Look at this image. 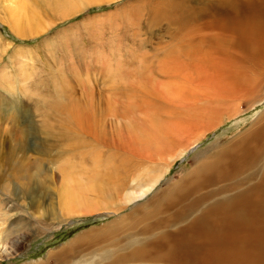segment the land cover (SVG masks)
I'll list each match as a JSON object with an SVG mask.
<instances>
[{
  "label": "rangeland",
  "instance_id": "1",
  "mask_svg": "<svg viewBox=\"0 0 264 264\" xmlns=\"http://www.w3.org/2000/svg\"><path fill=\"white\" fill-rule=\"evenodd\" d=\"M50 1L56 2L0 0V75L4 78L0 85V126L7 132L11 125H15L12 118L18 120L20 127L27 130L31 151L45 154L41 160L46 161L43 166H48L39 169L40 176H36L44 180L45 187L42 191L35 190L32 198L24 195L19 182L6 183L7 172L1 177L0 238L4 249H0L1 252L6 250L8 255L2 254L6 258L0 257V264H57L58 252L63 251L66 255L72 252L75 258L78 254L73 249L81 251L79 257H92L97 261L100 249L112 246L115 249L116 241L121 238L120 235V238L114 236L101 240L100 232L104 228L106 231V227L121 215L145 200L134 204L121 202L124 193L133 189L130 185L132 178L139 176L141 184L155 183L150 196L163 191L181 181L202 156L238 137L264 111V85L246 98L230 91L228 94L234 98L229 100L224 96V87L212 89L213 86L205 85L211 79L226 82L222 69H199V52L192 47L188 48V54L178 53L179 50L175 55L169 54L173 53L170 49L175 47L174 36L180 32V22L185 23L186 32L197 36L199 32L209 33V25L223 21V10L229 12V9L220 6L219 0H61L62 3L53 5ZM233 1L243 2H229ZM56 4L76 10L57 18L56 8L51 7ZM155 7L163 13L153 11ZM30 11L35 13L37 23H32L31 14L28 15ZM17 21L20 24L25 22L22 24V27L26 25L24 29L34 25L40 32L28 31L26 37L17 36L11 30ZM198 40L196 38L195 43L199 49ZM240 57L233 51L235 61H240ZM163 58L164 61L166 58L179 59L183 68L173 64L176 71L171 69L178 77L166 78L159 73ZM121 72L124 78L119 76ZM145 76L174 84L166 86L168 94L165 95L164 90L159 91L156 85L144 84L142 77ZM69 90L73 93L69 102L84 106L80 113L89 109L90 101L98 112H103L97 115V120H105L106 133L114 130V141L109 138L111 135H108L109 141L79 136L84 139H80L85 142L82 145L78 144L80 141L54 140L46 136L41 113L45 106L54 103L68 106L70 103L65 97ZM260 97L263 98L260 104L255 103ZM25 103L31 104L30 110L34 113H31V119L35 123L29 127L25 126L26 116L22 115ZM227 106L236 107L239 114L225 115L227 110L224 107ZM116 107L120 109H114ZM110 108L118 111L113 115L118 119L116 122L110 116ZM93 110L89 109L87 114L95 120ZM72 117L79 125L77 115L72 113ZM52 123L55 126L51 131L59 133V124ZM76 123L75 127L78 126ZM116 123L119 132H115ZM41 137L45 139L47 153L39 150L37 143ZM3 139L0 144L5 149ZM194 147V151L189 152ZM29 153L35 158L36 154ZM125 169L130 170L129 176ZM47 174H53V177L46 180ZM64 175L72 178L70 187L76 202L66 208L59 207L60 199L53 191L54 188H65ZM108 181L114 185L121 183L127 188L125 192L121 190L110 196L90 190L89 184L107 187ZM52 198L55 216L49 217L45 210ZM33 202L38 212H34ZM116 207L122 209L114 211ZM68 210L72 213L66 215ZM32 213L37 217L43 213L40 220L48 225H40ZM22 219L31 222L30 228L21 223ZM86 234H90L91 239L78 244V237ZM4 238H9L10 242L8 239L5 242ZM114 238L112 245L110 239ZM106 242L108 246L105 247Z\"/></svg>",
  "mask_w": 264,
  "mask_h": 264
},
{
  "label": "bare ground",
  "instance_id": "2",
  "mask_svg": "<svg viewBox=\"0 0 264 264\" xmlns=\"http://www.w3.org/2000/svg\"><path fill=\"white\" fill-rule=\"evenodd\" d=\"M229 1L225 0L223 3L219 0L220 6L229 9V12L223 8V13H225L221 17L223 21L212 26L209 25L207 27L209 33L201 34L199 32V35H193L194 33L190 31L186 32L184 30L185 23L180 22L181 25H178L180 32L174 36L175 47L170 49L173 53L169 54L175 55L178 50L180 51L178 53L188 54V48H194V51L199 52V69L210 68L217 71L222 69L227 80L226 82H217L211 79L212 81L208 80L205 85L209 88L213 86L212 89L224 87L223 91L226 92L224 96L233 100L234 97L230 95V91L240 98H246L256 89L263 88L264 85V0H243L241 3ZM50 2L51 4L62 3L61 0ZM74 5L78 4L75 3ZM51 7L56 8L57 18L58 16L69 15L76 10L73 7L65 8L61 4ZM153 11L163 13L158 7H155ZM165 11L169 12L170 10L166 9ZM29 14H31L30 19L33 20L32 23H37L34 19L35 13L30 11ZM23 23L25 24V22ZM13 24L14 30H11L15 31L17 36L26 37L28 31L31 33L40 32L39 28L34 25L32 28L24 29L26 25L22 27L19 21ZM195 36L199 38V49L198 44L195 43ZM167 50L169 51L168 48ZM233 51L241 56L240 61L233 59ZM165 56L167 57V54ZM162 62L158 70L166 78L177 76L171 70L174 69L173 64L179 65L180 69L183 68L177 58H166L165 61L163 58ZM78 65L81 67L80 63ZM76 70L78 71V69ZM73 71L75 72V70ZM85 72L88 73L87 70ZM122 72L119 76L124 78ZM179 72L181 71L179 70ZM181 76L183 77L184 73ZM142 79H144V84L156 85L159 91L164 90L163 94L165 95L168 94L166 86L174 84L172 81L160 82L149 78V76L142 77ZM3 81L4 78L0 75V85ZM172 88L169 90L172 91ZM228 92L230 93L228 94ZM90 94L92 93L90 92ZM72 96V91H67L65 101L69 102ZM262 100L263 98L260 97L254 102L260 104ZM90 102L91 104L88 106L89 109H94L93 115L96 118L93 119L95 120L90 119L87 114L89 109L86 107L84 112L80 113L84 106H80L76 102H69L68 106L65 103L45 106L41 113L44 118L43 125H41L47 130L46 136L54 140H74L72 142H75L80 141L79 136L84 139L90 137L94 140L109 141L108 135H111L109 138L114 141L116 133L114 130L110 133L105 132V120L102 121V118L97 120V115L103 112H98L95 104ZM132 105L134 106L133 103ZM30 106L29 103L22 106L25 107L22 115L24 118L26 116L25 126L27 127L35 123L31 119L33 112L30 110ZM217 108L216 106L215 111ZM224 108L227 110L225 115L237 116L239 114H237L236 107L229 108L227 106ZM114 109L110 108L109 112H112L110 116L116 122L118 119L114 118L113 115L118 111ZM72 113L77 115L79 125L73 122ZM12 121L15 125H11L7 132L2 130L3 128L0 126V139L4 137L5 148H1L0 144V181L3 178L2 175L7 172L6 183L19 182L24 195L31 197L35 190L42 191L45 187L44 180L38 177L40 176L38 171L41 167L48 168V166H43L46 161L41 160V157L46 155L34 150L31 151L26 138L28 136L27 130L20 127L18 120L12 118ZM53 121L59 124L58 128L61 129L59 133L51 131L55 126ZM75 123L79 127H75ZM118 126L119 124L116 123L115 132L119 128ZM120 133L122 132L120 131ZM84 139L81 140L84 141ZM44 141L45 139L41 137L37 144L40 151L47 153ZM83 141L78 144L84 145L85 142ZM78 144L76 145L78 146ZM195 147L189 152L194 151ZM29 151L36 154L35 158L29 155ZM201 158L182 177L181 181L166 187L161 192L157 191L158 193L152 196L150 195L155 183L143 184L144 182H142L141 184L138 179L139 176L135 179L132 178L130 185L133 189L126 191V194L124 193L121 202L134 204L145 200L142 204H138L129 212L121 215L117 221L112 223L113 225L106 227V231L104 228V231L102 230L99 234L101 240L121 235L115 245L112 244L114 243L112 240L116 239H110V243L112 242L111 244L114 245L115 249L113 246L111 248L106 247L108 240L105 244L106 248L103 246L104 249H100L99 255L97 253V261L92 257L87 259L84 256L79 257L81 251H75V249H73L75 254L76 252L78 254L75 258H73L72 252L66 255L65 252L61 251L56 256L57 264H264V111L238 137L218 149H212L209 154ZM128 171L130 170L125 169L127 175ZM52 175H45V179L48 180V177H53ZM110 176L112 177V175ZM63 179L66 181L65 188L62 190L54 188L53 191L57 192L58 199H60L59 207L66 208L76 202L72 197V188L70 187L71 176L64 175ZM82 181L84 180L82 179ZM110 183L108 181L107 187L91 183L89 184L90 190L102 196H110L111 193L118 194L121 190L125 192L124 190L127 188L121 183H115L116 185ZM62 186L64 187V185ZM51 201V203L50 201L47 203L48 207L45 211L47 216L54 217L56 207L53 198ZM33 204L34 202L31 204L34 207V212H38V208L35 209ZM121 209L122 207H116L113 210L119 211ZM65 213L68 215L72 212L70 213L68 210ZM32 214L40 225H48L40 220L43 213L39 214V217L35 216L34 213ZM46 220L48 222V219ZM21 223L30 228V221L26 222L22 219ZM114 226L118 228L115 229ZM26 236L28 235L26 234ZM88 236L90 234L79 236L76 242L80 244L79 241L91 239ZM7 239L9 241V238ZM7 239L3 241L7 242ZM7 244H5L6 247H8ZM3 245L0 238V247L2 248ZM0 253V257L6 258L3 256L7 254L6 250L1 252L0 249Z\"/></svg>",
  "mask_w": 264,
  "mask_h": 264
}]
</instances>
